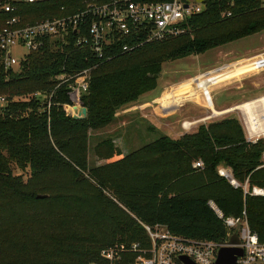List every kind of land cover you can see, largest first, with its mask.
<instances>
[{
	"label": "trees",
	"instance_id": "16d2710c",
	"mask_svg": "<svg viewBox=\"0 0 264 264\" xmlns=\"http://www.w3.org/2000/svg\"><path fill=\"white\" fill-rule=\"evenodd\" d=\"M202 3L203 11L187 20L188 34L110 61L98 62L90 50L48 43L14 69L0 66V96L7 97L0 107V264H110L101 254L107 247L135 242L150 246L144 225L185 238L224 241L227 230L211 202L227 218L246 212L250 228L264 243V200L251 194L253 187L264 188V168L259 169L264 142H248L234 119L201 126L179 140L161 136L127 157L114 152L112 143H102L95 152L107 145L110 157L116 153L121 158L89 165L90 131L109 126L123 107L155 91L165 63L264 31V0ZM13 4L26 24L61 17L65 3ZM10 17L0 13V30ZM88 68L89 89L81 97L88 115L75 120L68 109V85L57 88V77ZM148 154L153 158H141ZM196 159L204 160V168L192 166ZM222 167L232 170L237 186L218 174ZM14 168L29 172L28 179L15 175ZM59 177L66 178L65 184ZM65 191L76 192L74 199L87 204L96 198L99 206L86 220L59 214L62 218L48 230L26 235L24 206L61 199ZM73 221L86 222L85 231L77 230ZM133 259L125 254L119 264Z\"/></svg>",
	"mask_w": 264,
	"mask_h": 264
},
{
	"label": "built area",
	"instance_id": "2783aa9c",
	"mask_svg": "<svg viewBox=\"0 0 264 264\" xmlns=\"http://www.w3.org/2000/svg\"><path fill=\"white\" fill-rule=\"evenodd\" d=\"M5 1L0 2V13L11 15L6 26L0 30V66L5 70L14 69L29 53L43 49L48 43L90 50L98 62L110 61L116 55L132 53L146 44L188 34L187 20L204 9L202 0L200 3L188 0H60L65 3L59 9L63 13L61 17L21 24L18 7L13 3L36 4L49 0ZM16 48L24 49L20 57L13 54ZM91 71L88 68L74 75L61 74L57 77V88L68 85L72 102L68 109L72 115L79 114L84 107L81 97L89 89ZM6 102L7 97L0 96V107ZM247 133L248 142H264V130L257 132L247 126ZM193 167L202 169L204 164L196 162ZM261 168H264V151ZM219 174L237 186L231 169L222 167ZM251 194L264 197V189L253 187ZM210 205L224 222L227 230L224 241L190 239L177 236L163 227L144 225L150 238L149 247L139 242L129 246L114 245L103 249L102 257L110 264H119L125 254L134 256L128 264H185L181 257H187L195 264H216L220 249L230 247V238L237 233L240 239L238 247L244 253L237 259V264H264V243L250 228L246 212L240 218H227L213 202Z\"/></svg>",
	"mask_w": 264,
	"mask_h": 264
},
{
	"label": "rangeland",
	"instance_id": "374dc122",
	"mask_svg": "<svg viewBox=\"0 0 264 264\" xmlns=\"http://www.w3.org/2000/svg\"><path fill=\"white\" fill-rule=\"evenodd\" d=\"M23 51V48H16L13 54L20 57ZM260 60H264V31L219 46L201 55L165 63L155 91L123 107L109 126L90 131L88 154L90 167L107 165L120 159L121 157L116 155L118 152L122 157L137 153L161 136L179 140L185 135L197 133L201 126L208 128L225 120H236L243 136L248 139V125L244 115H256L264 119V104L254 105L257 101L264 100V67L213 84L208 88L206 96L199 85L217 75L246 67ZM201 96L208 103L210 97L215 109L203 106ZM106 142L114 146L113 151L116 153H113L112 157L107 145L101 147L99 153L95 152L97 145ZM141 158H153V154L142 155ZM196 162L204 164L203 159H196L192 166ZM14 174L22 175L25 180L29 176V172H22L17 168H14ZM57 181L65 184L66 178L59 177ZM105 194L110 197L109 192L106 191ZM76 196L77 193L74 191H65L61 199H53L50 203L26 204L23 211L24 220H27L25 234L38 236L42 229L48 230L50 224L62 218H57L59 214L78 216L73 218L80 221L92 216L91 210L99 206L98 200L91 197L87 204L74 199ZM254 197L264 200L263 196ZM83 223L86 222L73 221L71 225L74 224V227L81 231L84 230Z\"/></svg>",
	"mask_w": 264,
	"mask_h": 264
},
{
	"label": "bare ground",
	"instance_id": "6f19581e",
	"mask_svg": "<svg viewBox=\"0 0 264 264\" xmlns=\"http://www.w3.org/2000/svg\"><path fill=\"white\" fill-rule=\"evenodd\" d=\"M263 67H264V60H260L258 62L249 64L246 67L232 70L224 74L217 75L214 78L205 80L203 83H201V87L205 93L204 95L206 96L208 88L213 84L223 82L230 78L231 79L237 78L240 75L252 72L256 69L263 68ZM258 104H264V100H261V101L259 100L256 103H254V105H258ZM78 108L79 107L77 106L76 110H78ZM251 114H254V113H251ZM244 118H245L247 125L251 129L256 130L257 132H259V129L264 130V119H262L261 117H257L256 115H246V116L244 115Z\"/></svg>",
	"mask_w": 264,
	"mask_h": 264
},
{
	"label": "water",
	"instance_id": "95a60500",
	"mask_svg": "<svg viewBox=\"0 0 264 264\" xmlns=\"http://www.w3.org/2000/svg\"><path fill=\"white\" fill-rule=\"evenodd\" d=\"M5 0H0V2H3ZM187 7V6H186ZM88 115V110L86 107H82L79 114H74L73 118L75 120H86ZM46 196L39 195L37 198L44 199ZM230 247H223L220 249L218 254V259L216 264H237V259L241 256H243V250L238 247L240 245V239L237 233L233 234V236L230 238L229 241ZM181 260L185 264H195L193 261H191L187 257H181ZM115 264H118L116 262Z\"/></svg>",
	"mask_w": 264,
	"mask_h": 264
},
{
	"label": "crops",
	"instance_id": "0c3cea01",
	"mask_svg": "<svg viewBox=\"0 0 264 264\" xmlns=\"http://www.w3.org/2000/svg\"><path fill=\"white\" fill-rule=\"evenodd\" d=\"M199 86L201 87V85H199ZM201 88H202V87H201ZM209 99H210V103L205 102V101L202 99V96L200 97V100H201V103H202L203 106H206V107H212L213 110H214L215 108H214V106H213V103H212V101H211V98L209 97Z\"/></svg>",
	"mask_w": 264,
	"mask_h": 264
}]
</instances>
